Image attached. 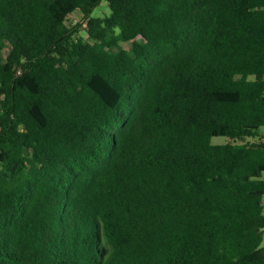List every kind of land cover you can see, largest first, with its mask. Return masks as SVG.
Segmentation results:
<instances>
[{
	"label": "trees",
	"instance_id": "trees-1",
	"mask_svg": "<svg viewBox=\"0 0 264 264\" xmlns=\"http://www.w3.org/2000/svg\"><path fill=\"white\" fill-rule=\"evenodd\" d=\"M260 128L264 0H0V264H264Z\"/></svg>",
	"mask_w": 264,
	"mask_h": 264
},
{
	"label": "rangeland",
	"instance_id": "rangeland-1",
	"mask_svg": "<svg viewBox=\"0 0 264 264\" xmlns=\"http://www.w3.org/2000/svg\"><path fill=\"white\" fill-rule=\"evenodd\" d=\"M108 14H109V10L106 7V4L104 2H102L101 5L94 10V12L92 13V16L95 17V16H99V15L103 16V15H108ZM79 19H80V15L75 13V14L70 16V18H69L70 21L69 22L70 23H76V22L79 21ZM259 132L261 134H264V128H260ZM223 141H224V139L220 138V137L212 139V143L213 144H221V143H223ZM263 178H264V175H263Z\"/></svg>",
	"mask_w": 264,
	"mask_h": 264
},
{
	"label": "crops",
	"instance_id": "crops-1",
	"mask_svg": "<svg viewBox=\"0 0 264 264\" xmlns=\"http://www.w3.org/2000/svg\"><path fill=\"white\" fill-rule=\"evenodd\" d=\"M262 246H264V233H263V239H262Z\"/></svg>",
	"mask_w": 264,
	"mask_h": 264
}]
</instances>
